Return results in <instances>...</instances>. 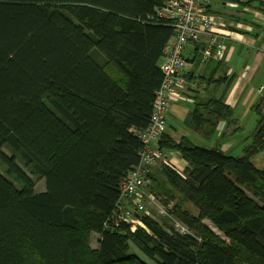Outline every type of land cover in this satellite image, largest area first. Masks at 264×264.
Instances as JSON below:
<instances>
[{
    "label": "trees",
    "instance_id": "16d2710c",
    "mask_svg": "<svg viewBox=\"0 0 264 264\" xmlns=\"http://www.w3.org/2000/svg\"><path fill=\"white\" fill-rule=\"evenodd\" d=\"M167 1L0 0V264H264V169L252 161L264 150V100L241 157L164 135L160 148L186 166H162L169 189L151 193L174 226L143 215L134 232L106 227L144 147L132 129L148 127L164 80L175 29L156 10ZM199 49L185 61L202 63ZM235 78L215 80L219 96L195 95L193 130L211 138L238 123L225 94Z\"/></svg>",
    "mask_w": 264,
    "mask_h": 264
},
{
    "label": "built area",
    "instance_id": "2783aa9c",
    "mask_svg": "<svg viewBox=\"0 0 264 264\" xmlns=\"http://www.w3.org/2000/svg\"><path fill=\"white\" fill-rule=\"evenodd\" d=\"M210 5L211 0H168L156 10L157 16L171 22L175 34L164 49V61L161 65L164 80L155 93L148 127L145 130L132 129V133L142 141L144 147L140 152L138 165L120 184L119 200L111 220L106 224L111 230H117L119 226L126 224L134 232L138 226L144 227L141 218L143 215L153 216L148 211L147 200L155 198L158 201L150 191L156 167H171L179 173L185 170L186 163L180 161V154L178 158L161 149L160 142L166 134L167 115L171 106L185 100L182 92L187 85L184 77L187 66L184 58L186 47L205 44V48L199 49L203 58L220 60L226 49L224 42L231 37L228 29L225 30L224 23L208 8ZM258 92L263 94L264 86ZM180 162L185 165L184 168ZM158 207L159 210L163 209V214H167L160 202L157 203ZM182 232L187 230L183 231L182 228Z\"/></svg>",
    "mask_w": 264,
    "mask_h": 264
},
{
    "label": "rangeland",
    "instance_id": "374dc122",
    "mask_svg": "<svg viewBox=\"0 0 264 264\" xmlns=\"http://www.w3.org/2000/svg\"><path fill=\"white\" fill-rule=\"evenodd\" d=\"M258 10H261V6L258 5ZM256 16H259L260 18V14L256 13ZM250 24V23H249ZM257 26H260L259 24H257ZM258 32V36L255 37V34L252 35L256 41L258 42V45H261L262 47H264V26L263 29L261 31H257ZM187 48V47H186ZM238 51L240 54H242L241 56H235L234 57V63L236 64L234 69V72L238 73L240 76H243L244 73V64H248V65H253V63L255 62L256 58L251 57L250 55H257V52H255L253 47L250 46H245V45H237ZM188 51H186V53L189 55V53L191 52V49L188 48ZM261 54V53H259ZM264 58V55H263ZM164 61V58H163ZM162 61V62H163ZM232 65V64H230ZM188 68V64L186 66V70ZM225 69L222 67V71H224ZM207 71V70H206ZM251 72V71H250ZM254 77L252 79V81H250L249 84H247V82H245V85L243 86L244 88V93L243 95L240 97L237 94V100L239 98V103L236 105V103L234 105H236L235 107H232L234 110V118H236L238 120L239 126H241L242 129H240L238 132H234L224 138H220V135L218 132H214L212 134L211 138H206L201 132L195 131L192 128H190L187 123H190V121H187V117L190 114V112L192 113L193 109H194V105L186 102V100H182L176 104H174L171 107L170 112L168 113V117H167V128H166V132L168 134H171L172 136H174L176 139L181 140L182 137H187L194 145L202 147V148H206V149H210L213 147H221V149L223 148L224 143H234V146L232 149L230 150H226L224 149V151L227 154H230L232 156L235 157H241L245 154V148L247 146H249L252 142L253 136L256 133L257 130V124H258V120L260 119V115L258 114V112L254 109L255 106L257 104L260 103L261 100H263L264 98V93H260L259 88L261 85H264V59L262 61L259 62V65L256 69V71L254 70ZM207 72H205L203 74L202 77V81L198 80L200 82V84H194L193 89L196 88L197 86H199L203 93L202 95L205 94V90H203V85H208L207 83L210 82V75L206 74ZM201 75V72H200ZM238 75V76H239ZM207 80V81H205ZM189 83V82H188ZM214 88V86H212ZM225 90V85L222 86L219 91L218 94H222ZM231 87L225 92L226 94V98L228 97V94L230 93ZM188 93V84L183 88V92H182V96L184 98H186V94ZM199 93V92H198ZM196 93V94H198ZM256 101V102H255ZM253 103V107L251 108V103ZM263 105V104H262ZM262 109H264V105L262 107ZM231 129H235V126L230 124L229 125ZM179 137V138H177ZM4 153L8 156L10 155V152L8 150V148H4L3 149ZM253 163L256 165L257 168L259 169H264V150L259 152L258 154L255 155V157L252 159ZM20 167L27 173V175L33 179L35 181V185H36V192H43L45 191V181L39 180V179H35L34 176H32L28 170L20 163L18 162ZM162 166V165H160ZM184 164L182 163L181 167L184 168ZM159 167V166H158ZM155 169V177L159 180L158 182H160L161 184H159L157 182V184L154 183V188L152 189V191H154L155 195L156 193H161L162 188L163 187H167L169 189V185L167 184V182L165 181V179L162 177V175H160L159 171H156L157 168ZM0 172L4 173V169L0 166ZM183 172V171H182ZM159 173V174H158ZM157 196V195H156ZM160 196V197H159ZM157 196L158 198H165L162 195ZM162 196V197H161ZM176 202V201H175ZM157 203H159L155 198L154 199H148L147 200V207H148V211L153 213V216H155L154 218H156L160 223L165 224V222H168V225H175V223L173 222L172 218H167L165 214H163L162 210H159V207L157 208ZM185 207L188 208L190 211H192V213L196 214L197 211L194 209V207H192V205L190 204H185ZM205 224L212 230L214 231L216 234H218L219 236H221L222 238H224L223 234L220 233L210 222L205 221ZM121 226H119V228H121ZM118 228V229H119ZM184 231V228H183ZM98 239H99V234L97 233H93L91 234V245L93 247H97L98 245ZM132 250L134 252H136V254H138L139 256H141L142 258H144L146 261L147 258L145 256H143L138 250L137 248H135L134 246L132 247Z\"/></svg>",
    "mask_w": 264,
    "mask_h": 264
},
{
    "label": "crops",
    "instance_id": "0c3cea01",
    "mask_svg": "<svg viewBox=\"0 0 264 264\" xmlns=\"http://www.w3.org/2000/svg\"><path fill=\"white\" fill-rule=\"evenodd\" d=\"M234 4H235V6H233ZM258 5L261 6V10H258ZM210 6H211V11L216 14L219 21L224 23L225 30L228 29V31L231 33V37L227 38L224 42L226 49H225L224 56L222 59L216 60L213 58H209V59L205 60L203 58V62L198 63L197 65L195 63H193V61L187 62L188 68L185 71V74H188L190 72L195 73V74H194L193 79L190 78L191 76H188L187 78L185 77L186 82L188 84V93L185 96L186 97L185 100H186V102H189V103L194 105L195 95L200 96L201 98H199V99H206L207 97H209L211 95H215V94L217 96H219L220 95V94H218L219 90L213 88L212 86L215 85L214 82H215V80L218 79L219 76H222L225 74V72H227V74L229 76L235 75V77H236L235 81L233 82V84L231 86L230 93L228 94V97L226 98V102L230 106L235 107L239 103V101H238L239 98L237 100V94L240 97L243 95V93H244L243 90L246 87L245 86L243 88V86L245 85V82H247V84H249L250 81H252V79L254 77L253 75L255 73L254 70L256 71V69L259 65V62L264 59L263 58L264 47H262L261 45H258V42L256 41V39L252 36L254 34H255V37L258 36L259 34L257 31H261L263 29V26H264V0H211ZM256 13L260 14V18H259V16H256ZM257 24H259L260 26H257ZM237 45H245V46L253 47L255 52H257V55H255V54L250 55L251 57L255 56V58H256L253 65L250 66L247 63L244 64L243 67H245L244 68L245 71L243 73V76H240L238 73L234 72V69H233L236 65L234 63V57L238 56V59H239V56L242 55L239 52H237L238 51ZM197 47L205 48V44H201L199 46L188 45L186 48V51H188L187 49L190 48L191 52L189 53V55L187 53H185V58L187 57V59H193L195 57L194 52H195V49ZM259 53H261V54H259ZM220 62L223 63L222 67L225 69L224 71L220 70V66L218 64ZM230 64H232V65H230ZM207 67H208V69H207ZM200 72H201V75H200ZM205 72H207L206 73L207 75L211 74V77H210L209 85H203V90L205 88H207V90H205V94L202 95V93H203L202 89L199 86H197L196 88L193 89V86H194V84H200V82L198 80L202 81V78L200 79V76H203V74ZM205 81H207V80H205ZM261 86H264V85H261ZM196 93H198V94H196ZM235 103H236V105H234ZM253 103L254 102L251 103V108L253 107ZM170 110H171V108H170ZM167 117H168V115H167ZM229 125L230 124H228L225 121L221 122L218 125V127L216 128V132L219 133L220 138H224V137H226V136H228L234 132H238L240 129H242L241 126H239V123H237L236 125L232 124L235 126V129H231ZM188 126L191 128L190 125H188ZM166 134L169 135L170 137H172L174 140L178 141V139H176L171 134H168L167 132H166ZM177 138H179V137H177ZM233 146H234V143H232V142L227 143L226 142V143H224L223 148L226 150H230L233 148ZM224 149H223V151H224ZM171 153L174 155H177V157L179 158V155H178L179 153H177V152H171ZM179 159L181 162H184V160L182 158H179ZM181 162H180V164H182ZM155 169L153 171V180H154V176H155ZM161 169H162V167H158L156 171H161ZM153 187H154V183H153ZM153 187L151 188L150 191L155 195V193L152 191ZM207 222H209V221H207Z\"/></svg>",
    "mask_w": 264,
    "mask_h": 264
},
{
    "label": "clouds",
    "instance_id": "9594fccd",
    "mask_svg": "<svg viewBox=\"0 0 264 264\" xmlns=\"http://www.w3.org/2000/svg\"><path fill=\"white\" fill-rule=\"evenodd\" d=\"M185 71H186V69H185ZM184 162H185V161H184ZM159 167H161V166H159ZM152 178H153V174H152ZM152 187H153V185H152ZM152 187H151V188H152ZM150 190H151V189H150Z\"/></svg>",
    "mask_w": 264,
    "mask_h": 264
}]
</instances>
